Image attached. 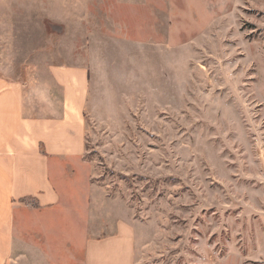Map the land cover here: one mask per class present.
I'll list each match as a JSON object with an SVG mask.
<instances>
[{
	"label": "rangeland",
	"instance_id": "rangeland-1",
	"mask_svg": "<svg viewBox=\"0 0 264 264\" xmlns=\"http://www.w3.org/2000/svg\"><path fill=\"white\" fill-rule=\"evenodd\" d=\"M66 63L94 189L42 217L131 219L138 264H264V0H0V74L57 95Z\"/></svg>",
	"mask_w": 264,
	"mask_h": 264
},
{
	"label": "crops",
	"instance_id": "crops-1",
	"mask_svg": "<svg viewBox=\"0 0 264 264\" xmlns=\"http://www.w3.org/2000/svg\"><path fill=\"white\" fill-rule=\"evenodd\" d=\"M50 73L57 95L36 96L0 74V264H138L131 219L42 217L64 205L60 185L76 186L78 211L94 189L84 162L90 67L66 63ZM26 210L39 214L24 218Z\"/></svg>",
	"mask_w": 264,
	"mask_h": 264
}]
</instances>
